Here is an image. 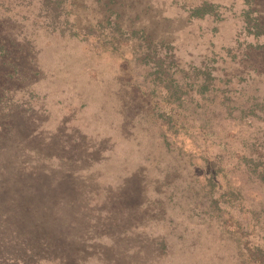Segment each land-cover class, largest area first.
<instances>
[{
    "label": "rangeland",
    "instance_id": "rangeland-1",
    "mask_svg": "<svg viewBox=\"0 0 264 264\" xmlns=\"http://www.w3.org/2000/svg\"><path fill=\"white\" fill-rule=\"evenodd\" d=\"M0 264H264V0H0Z\"/></svg>",
    "mask_w": 264,
    "mask_h": 264
},
{
    "label": "trees",
    "instance_id": "trees-1",
    "mask_svg": "<svg viewBox=\"0 0 264 264\" xmlns=\"http://www.w3.org/2000/svg\"><path fill=\"white\" fill-rule=\"evenodd\" d=\"M203 10H204V12H205L206 9H203ZM195 13H196V11H195ZM202 13H203V12H202Z\"/></svg>",
    "mask_w": 264,
    "mask_h": 264
}]
</instances>
